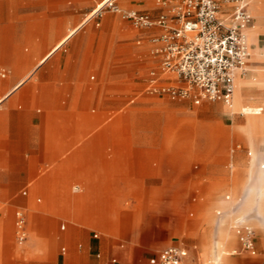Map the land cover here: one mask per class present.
<instances>
[{"label":"crops","instance_id":"0c3cea01","mask_svg":"<svg viewBox=\"0 0 264 264\" xmlns=\"http://www.w3.org/2000/svg\"><path fill=\"white\" fill-rule=\"evenodd\" d=\"M96 1L0 0V38L12 39L0 53L19 54V66L11 61L9 68L36 76L18 80L10 71L0 83V95L7 93L0 105V264H152L172 245L199 264H264V0H246L254 22L247 68L235 79L238 111L235 96L222 102L229 108L218 105L245 140L230 153L224 137L210 152V126L195 119L190 102L178 112L146 94L121 125L113 123L112 113L128 103L130 54L145 56L136 64L139 82L179 79L161 71L154 53L159 26L133 31L108 14L98 29L96 15L69 34L92 16ZM121 5L154 18L168 9L159 0ZM230 11L222 3V15ZM132 33L147 41L130 46L124 41ZM215 124L210 129L221 133ZM178 130L188 142L165 136ZM196 133L200 142L192 141ZM17 209L27 213L24 241L17 239ZM242 225L255 231L256 254L240 242Z\"/></svg>","mask_w":264,"mask_h":264},{"label":"built area","instance_id":"2783aa9c","mask_svg":"<svg viewBox=\"0 0 264 264\" xmlns=\"http://www.w3.org/2000/svg\"><path fill=\"white\" fill-rule=\"evenodd\" d=\"M168 9L154 18L137 10L122 11L117 0H110L104 8L124 12L142 27L159 26L162 33L153 38L154 53L160 56V68L165 75H174L177 84H163L159 90L172 98H192L200 104L204 100L230 102L233 98L236 75L246 71L249 46L246 29L254 17L246 0H159ZM222 3L230 5L228 16L222 15ZM154 75V74H153ZM154 82V81H153ZM180 83V84H179ZM27 213L16 211L18 241L27 238ZM243 248L256 254L255 231L250 225L239 226ZM236 252V251H234ZM152 264H199L189 259L186 248L172 245L162 249Z\"/></svg>","mask_w":264,"mask_h":264},{"label":"rangeland","instance_id":"374dc122","mask_svg":"<svg viewBox=\"0 0 264 264\" xmlns=\"http://www.w3.org/2000/svg\"><path fill=\"white\" fill-rule=\"evenodd\" d=\"M103 1L104 0H97L96 1V8ZM117 2H118V5L120 6L122 11H124V12L125 11H130V10H126V9H124L122 7L121 0H117ZM124 12H121V13L114 12L111 9L106 7V8H104L101 11V13L98 15V17H96V19H93L92 24L96 28L101 29L102 26H103L102 19L108 14H113L115 16L118 15L119 20H121V22L124 23V25L126 27H129L133 31H139L140 29L144 28L142 26L136 25L133 22L132 19L123 17V13ZM94 16H96V14ZM98 22H100V25H97ZM84 23H85V21L83 23H81L80 25H77V26H81ZM1 25L2 26H8L9 22H2ZM77 26H75V27H77ZM75 27H73V28H75ZM62 38L59 37V38L52 39V41L55 42V43L53 45H51L52 47H49V48H51L49 52H51V50H53L54 46ZM11 41H12L11 38L1 37L0 38V45L2 46L1 49L4 50V51L8 50L7 46L9 45V43ZM40 41L41 42H43V41L45 42L46 39H40ZM146 41L147 40L141 38L140 36H138V35H136L134 33H132V34H129L127 36L126 41H124V42H127L130 46H133V45H139L140 42L143 43V42H146ZM44 42L42 43L41 48L46 50L48 48V46ZM93 44H98V38L95 39ZM31 45H32L31 46L32 49H37V47H38L37 39H33ZM25 48L26 47L23 46L24 50H25ZM129 56H130V61H129L130 74H129V77H128L127 81H125L123 83V89H124V92L127 94V102L128 103H127V107L123 108L122 111H120V109H119L118 111H114L112 113V115H113V123L114 124L121 125L122 124V121H121L122 114H123V116L129 115L128 113L132 110L133 106H135L138 101H141L143 99V95L148 94L150 96L151 100L158 99V100H161V101H168V102L175 103L178 106L177 107L178 112H181V110H182L181 109L182 108L181 107L182 103L190 102V104L192 105V111H190V113L193 114V116L195 117V119L197 121H201L202 119L207 120L206 123L210 126V128H211V125L212 126L213 125L216 126V124H215L216 122H218L219 125H222L224 127V130L221 133L216 132V130H211L209 128L208 140L210 141V143L212 145L211 146L212 148L210 149L211 153H214L215 148H216L215 147L216 142H218L222 137H224V141H225L227 147L230 148L229 153L232 151L233 148L237 149V145L239 143H241L243 146L245 145V140L243 138H241V137L240 138H236L234 136L233 123L235 121V118L233 119L232 116H229V115H225L224 117H222L219 114V113H222L218 109V105L219 104L223 105L226 108H229V105L223 104L222 101H211V100H204L200 104H197V103H195V101L192 98H172L168 94L160 92L159 90H152V89L157 88L158 86H160L162 84L159 81H154V82L153 81H143V82H139V81L142 80L143 76H142V74L137 75V71H136L137 62H140L142 59H144L145 56L141 55V54H137V53L130 54ZM11 61L16 62V65L19 66V64H18V63H20L19 54H17V55L16 54H9V53H6V52H1L0 53V79H1V73L2 72H6L7 73V78H5V80L8 79L10 77V71H11L12 73L13 72L14 73L19 72V73H17L18 80H21V79L27 77V79H28L27 81H35V77L36 76H34V73H33L34 70L33 69H29V70H27L24 73H22L18 69L11 70L9 68ZM148 68L149 69H148V71L146 72V74L144 76L149 75L150 71L152 69H154V68H157V66H155V64H154V65L149 66ZM159 70H160L159 68L156 69V71H159ZM93 74L96 77L92 81L96 82L97 73L96 72L91 73V75H93ZM91 75H90V81H91ZM174 84H177V83H174ZM121 89L122 88H121L120 85L112 87V90H114V92L120 91ZM262 108H264V107H262ZM132 124H134V123L132 122ZM186 125L187 124L182 123V124H179V127L180 128L181 127H187ZM170 127H174L172 122L168 123V125L165 127L166 131H168V128H170ZM182 131L178 130L177 132H175L173 134L165 133V136L166 137H168V136L175 137L176 141H183V142L187 141L188 142L189 138L184 133L185 131L184 130H182ZM201 140H202V135L201 134L196 133V134L192 135V141L200 142ZM226 163L231 164V162L229 160L226 161ZM233 170H234V172L237 171L236 165L233 167ZM198 189L201 190V189H203V187L200 186V188L198 187ZM225 193L227 194V193H231V192L225 191L223 194H225Z\"/></svg>","mask_w":264,"mask_h":264},{"label":"bare ground","instance_id":"6f19581e","mask_svg":"<svg viewBox=\"0 0 264 264\" xmlns=\"http://www.w3.org/2000/svg\"><path fill=\"white\" fill-rule=\"evenodd\" d=\"M107 1H110V0H104L103 1V3L101 4V5H99L96 9H95V12L92 14V16H90V17H88L86 20H85V22H87V21H89L96 13H97V11L98 10H100L104 5H105V3L107 2ZM252 26V25H251ZM250 26V27H251ZM80 26H78V27H76V28H73V29H71L70 31H69V34L70 33H75L76 31H77V29L79 28ZM249 28V27H248ZM248 28L246 29V33H247V40H248V46H249V44L251 43V39H249V37H248ZM68 34V35H69ZM63 41V40H62ZM249 57H250V48H249ZM5 78H7V73L6 72H2L1 73V79H0V83L2 82V81H4L5 80ZM236 79V78H235ZM24 80V79H23ZM235 88H236V81H235V84H234V91H235V93H233V96H235V101H234V112H237L238 111V107H237V99H238V95H237V90H235ZM235 94V95H234ZM6 95H7V93L6 94H3V95H0V105H1V103H2V101H3V99L6 97ZM232 101H233V98H232V100L230 101V102H223V103H226V104H232ZM243 110H245V115H249V111H248V109H243ZM255 115V114H254Z\"/></svg>","mask_w":264,"mask_h":264}]
</instances>
